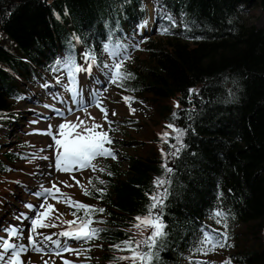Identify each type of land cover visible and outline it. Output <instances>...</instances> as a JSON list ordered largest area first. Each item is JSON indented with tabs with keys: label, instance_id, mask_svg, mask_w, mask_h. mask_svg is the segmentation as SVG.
<instances>
[{
	"label": "trees",
	"instance_id": "1",
	"mask_svg": "<svg viewBox=\"0 0 264 264\" xmlns=\"http://www.w3.org/2000/svg\"><path fill=\"white\" fill-rule=\"evenodd\" d=\"M251 2L264 8V0H162L177 17L173 25L135 40L143 0H0V122L14 117L19 82L51 79L59 54L72 63L92 59L103 70L108 52L123 49L132 76L115 88L147 100L161 126L184 130L173 153L180 151L165 159L156 150L121 152L123 170L116 159L101 158L105 171L90 178V195L82 194L87 205L104 209L93 217L102 221L95 223L98 237L87 241L97 244L102 264H133L119 259L131 253L114 245L135 242V217L146 214V193L155 194L151 173L170 181L160 192H167L156 210L164 235L151 264H206L215 250L205 254L204 234L219 236L225 222L233 242L223 260L264 264V21L247 24L239 12V4ZM151 140L166 151L171 146ZM18 154L0 151V178Z\"/></svg>",
	"mask_w": 264,
	"mask_h": 264
},
{
	"label": "rangeland",
	"instance_id": "2",
	"mask_svg": "<svg viewBox=\"0 0 264 264\" xmlns=\"http://www.w3.org/2000/svg\"><path fill=\"white\" fill-rule=\"evenodd\" d=\"M143 3L145 14L138 22L135 31L131 33L135 40L161 36V33L172 26L177 18L163 5L162 0H143ZM239 12L245 23L255 26L263 24L264 8L257 2L239 4ZM79 49L80 47L77 50ZM122 50H120L121 55L124 52ZM111 53L109 55H112ZM59 57L61 61L57 62L56 68L52 71V81L41 75L36 77L33 83L19 82V96L13 100L14 117L9 121L0 122V151L9 150L19 153L17 160L9 165L10 171L5 177L3 175L0 178V182L3 180L0 184V239L11 242L7 240L10 235L7 230L12 225L18 224L20 228L17 229L18 236L15 238V244L25 246L27 243L29 247L21 259L25 264H45V262L65 264V261L69 264H102L96 243L77 241L59 235L68 227L63 222L75 219L71 215L74 208L64 202L65 198L70 197L73 201L90 204L83 196L80 185L86 188L90 178L99 177L101 158L94 161L95 170L84 169L70 173L58 171L55 167L56 149L53 138L41 133L46 132L50 127L55 132L61 123L76 122L78 117L88 126L97 123L103 125L104 129L111 128L112 131L109 134L113 144L110 147L114 150L116 160L120 162L123 170L126 164L121 162V152L144 155L156 150L160 157L165 159L174 152L179 143L175 138L176 133L166 126H161V122L157 121L151 104L147 100L119 91L109 82V70L119 57L111 58V62L103 70L91 67L92 61L83 60L80 56V59H76L73 63L66 61L60 54ZM69 63L85 69L90 67V71L75 73L73 79L66 67ZM105 88L107 91L104 90ZM73 89L75 91H72ZM97 97L109 110L108 120L111 124L105 121L102 112L96 106ZM123 97L133 99L126 102ZM169 101L172 107L176 105L175 99ZM131 109L136 111L133 113ZM113 111L117 115H111ZM90 117H94L95 120L93 121ZM166 131L170 133L166 144L171 142V146L168 145V151L164 146L159 147L151 140L155 136L161 143H165L160 134ZM157 178L156 175L150 174L155 194L163 190L162 186L158 188L154 184ZM76 181L80 183L77 184ZM53 184L63 194L59 202L44 193V189L51 188ZM45 199L57 211L52 212L44 223H55L57 227L38 228L39 235L33 234L38 242L44 243V246L41 243L43 247L38 246L43 248L38 252L32 249L28 240L24 241V239L31 233L32 220L38 212L44 211L41 204L45 202ZM60 213L63 215L55 219L54 217ZM95 226L94 223L92 227ZM131 230L135 241L146 239L152 231L151 228L136 229L133 226ZM226 230L227 228L220 225L217 231L228 233ZM44 236H51L54 239L50 241L51 248L46 247L49 242L44 240ZM53 241L60 242V249ZM232 242L230 238L227 239L225 247H217L206 264H224L223 254L231 249ZM52 247L57 250L49 251L48 249L53 250ZM64 247L73 251H61ZM10 252H5L0 247V255L4 257L0 260V264H8L10 258L7 255L11 257ZM57 252H60V255H56ZM87 255H90V258Z\"/></svg>",
	"mask_w": 264,
	"mask_h": 264
},
{
	"label": "snow or ice",
	"instance_id": "3",
	"mask_svg": "<svg viewBox=\"0 0 264 264\" xmlns=\"http://www.w3.org/2000/svg\"><path fill=\"white\" fill-rule=\"evenodd\" d=\"M167 32V30H164ZM114 57H119L118 62L114 63L113 66L110 68V76H109V82L112 84H117L120 86V83L123 82L126 79L131 78L132 74L130 72L125 71L124 69V63L127 59H130V56H122L121 52L119 50L114 51L111 53ZM66 67L68 68L69 73L72 75L74 79L75 73L81 72V71H90V67L85 69L81 68L75 64L69 63L66 64ZM107 91V89H104ZM72 91H75L73 89ZM195 91V90H190ZM123 99L128 102L132 100L131 97H123ZM96 106L100 109L102 112L104 119L107 123L111 124V121L108 120L109 116V110L103 105L102 100L97 97L96 98ZM130 106V105H129ZM176 107H179V104L176 105ZM131 111L134 113L136 110L131 109ZM111 115L115 116L117 115L116 112H112ZM176 117V113H173V118ZM93 121L95 120L94 117H90ZM166 128L172 129L173 132L176 133V140L177 143L182 144V137L185 134L184 130L176 128L173 124L166 125ZM112 131L111 128L104 129V126L97 123H92L91 126H88L87 123L77 118L76 122L73 121H66L61 123L55 132L51 129V127L44 133L50 135L53 138L55 149H56V156H55V167L58 171L70 173L74 171L84 170V169H96V164L94 161H96L98 158H111L116 159L117 156L114 152V150L110 147L113 144V139L110 136V132ZM161 138L164 140V142H167V138L170 136L169 132L161 133ZM175 147V146H173ZM180 151V148L176 149V153ZM176 153H173V155H176ZM162 167L165 168V171L167 173L172 172V168L168 167L167 164L162 165ZM101 172L105 171L103 168L99 169ZM108 175H111L109 172ZM75 179V177H73ZM99 184H104L105 182L103 180H98ZM170 181L162 178H157L154 181V184L156 187H161L166 183H169ZM77 184H79V181H76ZM89 184H92V181L89 180ZM69 186V185H65ZM81 188L84 191L85 195H90L89 191L84 188L83 185H80ZM95 187V185H93ZM96 191L100 192L101 195L103 194V189L97 188ZM44 193L53 199H56L58 202L61 199V196H63L62 193H60V189L53 184L51 188L44 189ZM39 195V194H38ZM149 200L151 203L147 206L146 214L143 216H137L135 217L136 223L133 225L136 229H142V228H151L152 231L149 236H147L146 239L140 240V241H133V239L130 237L128 240L123 241L122 243L125 245L124 248H121L120 245H114L118 250L120 251H129L131 253L130 256H121L119 259L125 260L129 259L133 262V264H151V261L153 260V252L152 249L156 246L157 238L164 235L163 233V222L161 220L160 214L156 211L159 208H162L163 206V200L167 197V192H162L158 194H148ZM65 203L68 204L69 207L74 208L75 210L71 213L75 219L71 221H64L63 223L67 224V229L59 235L63 237H67L73 240H83V241H91L93 239H96L98 237L100 229H97L95 227H92L94 223L102 222V221H96L93 219L94 215L96 213H103V208H95L94 206L84 204L79 201H73L70 197H66L64 200ZM29 207H32L29 205ZM41 208L44 209V211L38 212L36 217L32 220V228L31 233L28 236V242L32 246V248L36 251H42V247H38V241L36 240L35 236L33 234L39 235L37 233L38 228H45V227H57L55 223L48 224L44 223L45 219H48L52 212H56L57 210L54 208L53 205L47 203V199H45V202L41 204ZM83 210V216L78 215V213ZM59 215H63L62 213L58 214L55 219L59 218ZM216 217H224V213L222 212H216L214 214ZM216 223H221L220 219L216 220ZM224 227L227 228L226 222L224 223ZM215 231V230H213ZM11 235L13 237L18 236V230L13 228L11 230ZM227 233H220L219 236H215L210 232H205L204 234V240L202 241V244L209 245L210 247L206 248L205 254H207L208 251H214L217 247L223 248L225 247L227 243ZM44 240L52 241L51 236H44ZM53 243L56 244L57 248L60 249L61 245L59 241H53ZM133 243H135V247H133ZM144 246L148 249V251H142L141 246ZM0 247L4 249L5 252H8L9 250H13L11 253V258L8 261V264H25L24 261L20 259L21 253L26 251V248L24 245L17 246L14 243L8 242L6 240L0 239ZM61 251H73L72 249H69L67 247H64L61 249ZM56 255H60V252H57ZM4 259L2 255H0V260ZM47 264V262H45ZM65 264H69L68 261H65ZM224 264H231V260H226Z\"/></svg>",
	"mask_w": 264,
	"mask_h": 264
},
{
	"label": "bare ground",
	"instance_id": "4",
	"mask_svg": "<svg viewBox=\"0 0 264 264\" xmlns=\"http://www.w3.org/2000/svg\"><path fill=\"white\" fill-rule=\"evenodd\" d=\"M20 224V223H19ZM15 225H12V227H14ZM16 238V237H15ZM10 241V240H9ZM11 243H14L15 244V240H11ZM18 243V242H17ZM29 244V242H28ZM25 248H26V251H28L29 247L27 245V243H25ZM25 253V251L23 253H21V257L20 259H23V254Z\"/></svg>",
	"mask_w": 264,
	"mask_h": 264
},
{
	"label": "water",
	"instance_id": "5",
	"mask_svg": "<svg viewBox=\"0 0 264 264\" xmlns=\"http://www.w3.org/2000/svg\"><path fill=\"white\" fill-rule=\"evenodd\" d=\"M19 1H22V0H19Z\"/></svg>",
	"mask_w": 264,
	"mask_h": 264
}]
</instances>
